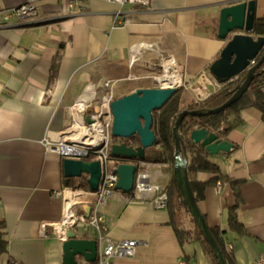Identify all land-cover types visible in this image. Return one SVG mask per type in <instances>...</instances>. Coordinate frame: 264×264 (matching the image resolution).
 Listing matches in <instances>:
<instances>
[{
    "label": "crops",
    "instance_id": "1",
    "mask_svg": "<svg viewBox=\"0 0 264 264\" xmlns=\"http://www.w3.org/2000/svg\"><path fill=\"white\" fill-rule=\"evenodd\" d=\"M30 1L0 0V232L7 241L0 263L63 264V241L53 225L63 220L68 201L77 215H87L94 198L86 193L88 176L72 179L77 185L86 181L85 190L65 183V158L46 141L69 138V128L94 113L106 115L108 84L113 100L160 86L156 78L169 61L187 99L212 96L221 86L209 69L228 43L218 35L220 11L240 0H151L149 8L82 0L85 8L74 11L67 0H37L34 17L3 18ZM255 1L256 21L264 17V0ZM82 100L88 112L78 108ZM241 120L222 138L234 149L209 159L244 181L240 219L247 235L229 230L235 198L228 185L208 186L198 206L209 228L226 233L236 264H264V122L256 108L244 110ZM146 170L155 183L168 186L171 175L164 166L146 164ZM215 177L199 173L197 180L210 183ZM124 197L117 192L104 207L105 235L111 242L140 245L134 257L114 264H212L199 241L181 246L168 209L148 201L126 203ZM185 224L192 228L188 216ZM83 238L96 240L92 231Z\"/></svg>",
    "mask_w": 264,
    "mask_h": 264
},
{
    "label": "water",
    "instance_id": "2",
    "mask_svg": "<svg viewBox=\"0 0 264 264\" xmlns=\"http://www.w3.org/2000/svg\"><path fill=\"white\" fill-rule=\"evenodd\" d=\"M255 19V0H240L226 4L221 9L218 35L221 40L228 41V43L222 50L220 58L211 65L210 74L220 85L231 83L243 74H246V79L224 105L207 112L185 110L178 116L174 128L176 140L174 177L188 209L214 251L219 264H227V262L195 200L187 172L188 155L182 143L179 128L186 117L219 114L238 102L248 92L257 75V70L264 65V55L258 63L251 65V62L255 61L264 50V37L255 38L254 36ZM161 85L137 89L131 94L111 101L109 108L113 117L111 129L113 139L125 140L138 136L141 141V146L138 148L128 147L126 144H113L111 155L114 159L127 158L142 162L146 157V149L156 145L157 136L153 130V113L161 109L180 88L179 84ZM87 121L92 122L90 117ZM191 140L211 156L228 154L234 149L232 143L205 128L194 130L191 133ZM63 167L67 185L70 180L80 179L86 175L89 177L90 190H98L102 178L100 161L65 158ZM137 170L138 167L135 164H119L115 169L118 175L116 189L130 194L134 189ZM98 254L99 246L96 240L78 237L73 231H69L67 239L63 241V264H84V262L94 264L98 259Z\"/></svg>",
    "mask_w": 264,
    "mask_h": 264
},
{
    "label": "trees",
    "instance_id": "3",
    "mask_svg": "<svg viewBox=\"0 0 264 264\" xmlns=\"http://www.w3.org/2000/svg\"><path fill=\"white\" fill-rule=\"evenodd\" d=\"M255 38L264 37V17L255 21ZM264 50L255 60L258 63ZM264 65L257 70V75L253 80L248 92L235 104L225 111L216 115H207L202 117H186L179 128V134L182 143L187 151L188 165L187 172L189 182L197 204L204 198L205 190L208 186L228 185L234 195L235 204L228 209V227L233 233L239 236L247 235L244 224L240 219V210L243 204L241 195V186L244 181L233 179L224 174L220 166L209 159V153L202 149L199 145H195L191 140V133L196 129H207L220 136L227 137L228 133L237 128L241 123V113L249 108H256L262 114L264 122ZM210 72V69H209ZM210 74V73H209ZM246 74L241 75L237 80L231 83L223 84L216 93L203 101L195 99H187V92L183 88H179L171 99L161 108L153 113L154 127L153 130L157 136L155 146L146 149V157L143 163L162 165L165 171L171 175L167 187L169 193V205L167 207L170 214V224L172 225L181 246L199 241L205 248L212 264H219L214 251L206 241L197 221L188 209L186 200L179 189L174 177L176 165V140L174 136V128L180 113L185 110L207 112L221 107L228 102L236 93L238 88L244 83ZM114 144H126L128 147L138 148L141 141L138 136L130 139H113ZM119 164H135L139 161L134 159H118ZM199 173H210L216 177L210 183H201L197 180ZM71 185L77 189H87V182L78 183L71 180ZM125 195H131L125 194ZM186 216L190 218L192 228H188L185 224ZM211 233L220 247L227 264H236L233 253L228 247L226 233L220 229H211ZM7 241L4 233L0 232V255L6 251Z\"/></svg>",
    "mask_w": 264,
    "mask_h": 264
},
{
    "label": "built area",
    "instance_id": "4",
    "mask_svg": "<svg viewBox=\"0 0 264 264\" xmlns=\"http://www.w3.org/2000/svg\"><path fill=\"white\" fill-rule=\"evenodd\" d=\"M30 2L7 10L2 14L5 20L17 17L19 19H29L35 16L36 6L34 2ZM109 3H114L120 8L126 5L140 6L149 8L151 0H106ZM68 8L70 11L77 10L78 8L84 9L85 2L82 0H67ZM121 12H117V16ZM117 24H121L116 19ZM171 62V61H169ZM174 64V62H171ZM256 64L255 61L251 65ZM168 65L165 66L163 76L157 79V83L161 84V79L167 74ZM175 67V64H174ZM176 69V67H175ZM237 80V79H236ZM235 81V80H234ZM233 81V82H234ZM180 84V83H179ZM110 86L108 104V113L106 115L92 114L90 116L92 122H75L68 130L69 138L60 140L53 143L50 140L46 141L47 147L51 152L58 153L63 158H71L76 160L86 161H100L102 166V178L97 191L89 190L87 195L94 198L93 205L90 212L86 214L77 215L74 212L73 200L68 201L66 206L65 215L61 222L53 225L55 234L61 241L67 239L69 231H73L78 237L83 238L85 234L93 232L99 246V254L96 263L94 264H114L116 259L131 258L136 254L137 247L140 242L136 240H122L120 242H111L105 235L106 221L103 215V209L107 203L120 192L116 189L118 183V175L115 169L118 162L111 155L114 140L111 134L113 117L109 108L111 101H113V86ZM222 86V85H220ZM210 97V96H209ZM208 97V98H209ZM205 99L198 98V101ZM78 108L83 112H88L90 105L84 100L77 104ZM136 174L134 189L131 195H126L122 198L126 203L131 201H148L159 210L167 209L169 205V193L166 186L155 183L148 171L146 170V163L139 162ZM74 194V192H73ZM47 233L46 227L43 229V234ZM84 234V235H83ZM1 264V263H0ZM84 264H90L85 263ZM179 264H186L183 260Z\"/></svg>",
    "mask_w": 264,
    "mask_h": 264
},
{
    "label": "bare ground",
    "instance_id": "5",
    "mask_svg": "<svg viewBox=\"0 0 264 264\" xmlns=\"http://www.w3.org/2000/svg\"><path fill=\"white\" fill-rule=\"evenodd\" d=\"M168 67L167 74L161 79L162 84L164 86H175L178 85L181 82V76L180 74L175 70L174 64L171 62H167ZM204 84L205 82L202 81ZM72 196V194H71ZM76 196V195H73ZM78 196V195H77Z\"/></svg>",
    "mask_w": 264,
    "mask_h": 264
},
{
    "label": "rangeland",
    "instance_id": "6",
    "mask_svg": "<svg viewBox=\"0 0 264 264\" xmlns=\"http://www.w3.org/2000/svg\"><path fill=\"white\" fill-rule=\"evenodd\" d=\"M160 82H161V81H160ZM161 84H162V83H161ZM118 89H123V86L120 85L119 88H117V90H118Z\"/></svg>",
    "mask_w": 264,
    "mask_h": 264
}]
</instances>
